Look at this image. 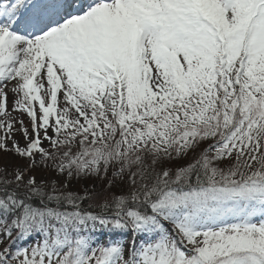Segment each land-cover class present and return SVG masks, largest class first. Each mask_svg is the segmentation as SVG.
Masks as SVG:
<instances>
[{
	"label": "snow or ice",
	"instance_id": "1",
	"mask_svg": "<svg viewBox=\"0 0 264 264\" xmlns=\"http://www.w3.org/2000/svg\"><path fill=\"white\" fill-rule=\"evenodd\" d=\"M0 152V264H264V0H0Z\"/></svg>",
	"mask_w": 264,
	"mask_h": 264
},
{
	"label": "rangeland",
	"instance_id": "2",
	"mask_svg": "<svg viewBox=\"0 0 264 264\" xmlns=\"http://www.w3.org/2000/svg\"><path fill=\"white\" fill-rule=\"evenodd\" d=\"M25 119H27L25 117ZM45 146H47V142H45ZM17 163H26V161H21L18 157L12 155L11 153H6V152H0V166L7 165L8 167H11L14 164ZM84 185H81L80 187H83ZM75 188L76 186L73 185Z\"/></svg>",
	"mask_w": 264,
	"mask_h": 264
}]
</instances>
